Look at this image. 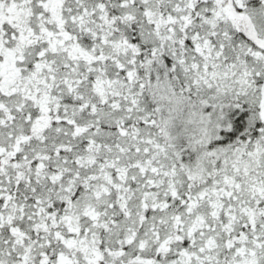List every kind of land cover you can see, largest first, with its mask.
<instances>
[{
    "label": "snow or ice",
    "instance_id": "snow-or-ice-1",
    "mask_svg": "<svg viewBox=\"0 0 264 264\" xmlns=\"http://www.w3.org/2000/svg\"><path fill=\"white\" fill-rule=\"evenodd\" d=\"M0 264H264V0H0Z\"/></svg>",
    "mask_w": 264,
    "mask_h": 264
}]
</instances>
